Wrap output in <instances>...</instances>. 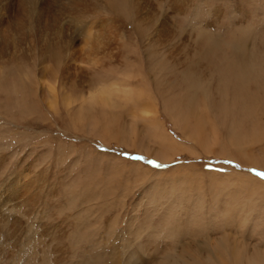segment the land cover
<instances>
[{"label": "rangeland", "instance_id": "374dc122", "mask_svg": "<svg viewBox=\"0 0 264 264\" xmlns=\"http://www.w3.org/2000/svg\"><path fill=\"white\" fill-rule=\"evenodd\" d=\"M15 1H0V264L29 246L49 264H264V0H89L106 8L92 18L38 0L50 26L25 37Z\"/></svg>", "mask_w": 264, "mask_h": 264}, {"label": "bare ground", "instance_id": "6f19581e", "mask_svg": "<svg viewBox=\"0 0 264 264\" xmlns=\"http://www.w3.org/2000/svg\"><path fill=\"white\" fill-rule=\"evenodd\" d=\"M1 1V0H0ZM6 1V0H5ZM37 1L38 0H17L15 1V4L16 5V12H14L12 15H10V26L13 28L14 31L17 32V34L20 35V37H25L29 34H33V36H37L38 33H43L45 29H47V27H49L50 25L49 22H50V18H51V15L48 14L49 12L45 10V7H37ZM89 0H67V4L64 3L63 5H58L60 7V10H63L65 13H69L70 17H79V16H86L88 18H92L94 16H97V12L98 14L99 13H102L103 11L106 10L105 7L102 8V10L99 12L100 9H97V8H94L93 6L95 5L92 4H89L88 3ZM61 2V1H60ZM63 2V1H62ZM43 3V2H42ZM10 2H7L5 3V5H3V7H1V9H8ZM12 4V5H13ZM39 4V3H38ZM93 5V6H92ZM1 6V5H0ZM97 6V4L95 5ZM13 7V6H11ZM10 7V8H11ZM101 8V7H100ZM9 10V9H8ZM59 10V11H60ZM15 11V10H14ZM74 16H72V15ZM103 15V14H102ZM0 21H2L1 17H0ZM30 21H33L30 23ZM36 23H38L39 25H36ZM43 23V24H42ZM53 23V22H52ZM33 25V28L29 34H27V28L26 26L27 25ZM41 25V26H40ZM88 29V28H87ZM90 30V29H89ZM86 39H91L92 36H91V33L88 32V31H85L84 32ZM99 36V35H98ZM101 36V35H100ZM94 38V37H93ZM97 38V37H96ZM102 40V39H101ZM104 41V40H102ZM99 43V42H98ZM106 43V42H104ZM208 50H213V49H208ZM99 52V51H98ZM218 53V52H217ZM236 54V53H235ZM239 54V53H238ZM237 55V54H236ZM247 55V53H246ZM253 55V54H252ZM244 57H242L240 54L237 55V58L236 60L231 63L232 67H233V75L235 77H232L233 78H236L239 82L240 80L243 78V80L245 79V73H242V69H246V68H242V64L245 60H243ZM234 65V66H233ZM261 65V64H260ZM243 66H245L243 64ZM248 67V66H247ZM254 67V66H253ZM222 68V67H221ZM223 68H226L224 67L223 65ZM222 68V69H223ZM229 69V68H228ZM232 70V68L230 69ZM228 72V71H227ZM243 72H245V70H243ZM248 72V71H247ZM229 75V74H228ZM227 75V76H228ZM244 75V76H243ZM235 80V79H233ZM220 81V80H219ZM243 82V81H242ZM239 87L238 88H242L240 86V84H238ZM244 86V85H243ZM237 88V86H236ZM264 88V87H263ZM240 91V90H238ZM193 94V93H192ZM191 94V95H192ZM237 95L238 92L236 93ZM194 96V95H193ZM192 96V97H193ZM108 92L107 91H104V89L102 88H99L96 93L92 96V98L94 99H97V100H100L102 102H106L108 101ZM234 99V98H233ZM188 100V99H187ZM195 100V98H194ZM188 102H191V101H188ZM185 103V102H184ZM204 103V102H203ZM194 109V108H193ZM192 109V110H193ZM184 123V122H183ZM186 129V128H185ZM3 221V220H2ZM4 223V222H3ZM1 224V223H0ZM2 226V229H5L4 228V224L1 225ZM30 231V230H29ZM2 234L4 235V233L2 232ZM6 236V235H4ZM35 236V235H34ZM31 245V249H34L33 247L35 246V244H30ZM33 246V247H32ZM30 247V246H29ZM29 247H27L25 250L23 251H19V255H18V259H21L23 260V263L26 264L28 262H33V264L35 263V260L38 262H43V264H49L50 262H55V260L58 261L57 258H54L52 259L49 255H48V248H44V249H40V251L42 252V254H39L38 251H39V248L36 249V251L34 252L35 255L33 257L30 258V249ZM36 247V246H35ZM221 248V247H220ZM23 249V248H22ZM218 249V247H217ZM34 251V250H33ZM50 252V251H49ZM110 253V252H109ZM133 253V252H132ZM17 254V253H16ZM108 254V253H107ZM232 254V253H231ZM2 255V254H1ZM113 255V254H112ZM237 253H234L233 254V258H236L237 257ZM4 256V255H3ZM1 257V256H0ZM116 257V255H115ZM172 258H175L172 257ZM200 258V257H198ZM112 259V258H111ZM117 259V258H116ZM176 263H161V264H189L187 261H185L183 259V257L181 255H178V257L176 256ZM182 259V260H181ZM224 259V258H223ZM102 260V259H101ZM104 260V259H103ZM114 260V259H113ZM174 260V259H173ZM179 260V262H177ZM194 261V260H193ZM106 262V260H105ZM117 262V261H116ZM115 262V263H116ZM171 262V261H170ZM192 262V261H191ZM108 263V262H107ZM84 264H87V263H84ZM88 264H92L90 263V261L88 262ZM109 264V263H108ZM119 264V263H118Z\"/></svg>", "mask_w": 264, "mask_h": 264}, {"label": "snow or ice", "instance_id": "6c2138e0", "mask_svg": "<svg viewBox=\"0 0 264 264\" xmlns=\"http://www.w3.org/2000/svg\"><path fill=\"white\" fill-rule=\"evenodd\" d=\"M134 159H141V157H134ZM148 163L149 164H155L154 161H148ZM155 167L159 168V167H161V165L160 164H155Z\"/></svg>", "mask_w": 264, "mask_h": 264}]
</instances>
